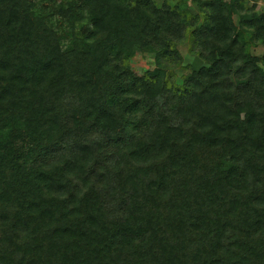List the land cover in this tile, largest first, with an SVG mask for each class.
<instances>
[{
	"label": "trees",
	"instance_id": "1",
	"mask_svg": "<svg viewBox=\"0 0 264 264\" xmlns=\"http://www.w3.org/2000/svg\"><path fill=\"white\" fill-rule=\"evenodd\" d=\"M60 1L0 0V264H264V12Z\"/></svg>",
	"mask_w": 264,
	"mask_h": 264
},
{
	"label": "rangeland",
	"instance_id": "2",
	"mask_svg": "<svg viewBox=\"0 0 264 264\" xmlns=\"http://www.w3.org/2000/svg\"><path fill=\"white\" fill-rule=\"evenodd\" d=\"M159 6H162L163 3L166 0H156ZM172 4L175 2V0H168ZM247 7L251 8L252 11L262 13L264 12V0H247ZM78 0L74 2H64L60 1L56 3V6L60 9H66L71 7L72 5L76 4ZM190 10L195 14L199 13V7L197 5H193L192 2H190ZM234 21L236 25L238 26L240 24V15L234 14ZM239 27V26H238ZM246 38L249 40V51L251 54L255 56H262L264 54V45L256 42L251 34H246ZM177 47L179 48L182 57L183 62L182 65L178 68H174V72L176 73L175 77V83L176 84H182L183 78L185 74H190L191 68H200L201 66L205 65L206 62L201 58L199 55L198 50L196 49L195 52H191L190 50L192 47V42L189 40H186L185 42L177 44ZM133 57L130 61L132 70L139 75H144L149 70H153L155 68V53L154 52H144L141 50L139 46H134L131 50ZM227 166V165H225Z\"/></svg>",
	"mask_w": 264,
	"mask_h": 264
}]
</instances>
